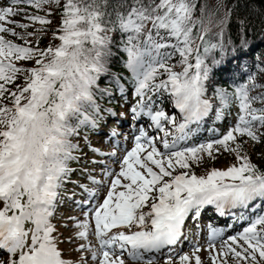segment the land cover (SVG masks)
Segmentation results:
<instances>
[{
    "label": "snow or ice",
    "instance_id": "snow-or-ice-1",
    "mask_svg": "<svg viewBox=\"0 0 264 264\" xmlns=\"http://www.w3.org/2000/svg\"><path fill=\"white\" fill-rule=\"evenodd\" d=\"M238 2L0 0V264H264V165L248 148L264 144V60L238 56L217 75L247 46L251 22L233 16ZM233 21L239 47L225 40ZM101 74L138 126L122 157L90 139L117 115L103 103L113 88L98 84ZM206 118L226 127L200 138ZM206 206L214 218L204 223ZM188 226L198 239L176 253ZM63 241L78 257L64 256Z\"/></svg>",
    "mask_w": 264,
    "mask_h": 264
},
{
    "label": "trees",
    "instance_id": "trees-1",
    "mask_svg": "<svg viewBox=\"0 0 264 264\" xmlns=\"http://www.w3.org/2000/svg\"><path fill=\"white\" fill-rule=\"evenodd\" d=\"M62 2L63 0H61V3ZM232 2L233 0H226V3L228 4ZM198 4H199V0H198ZM236 15L247 16L248 20L251 22L249 26L250 30L245 31L244 33V37L247 41V46L244 48H240L238 53H232L225 58V63L220 66V70L217 73V75L220 77H223L225 71L232 70L233 65H236L237 67L239 66V61L237 59L238 56H239V60H247L254 67L257 65L258 60H264V0H239L237 8L233 12V16ZM58 16L59 13H57V17ZM58 22H59L58 18L54 19L51 21L50 26H54ZM236 27L237 26L234 21L230 23L229 26L230 30L229 32L226 33L225 40L227 41L231 39L233 40L234 44L237 47H239L240 40L236 34ZM31 30L32 29L30 28L29 31ZM215 30H216L215 28L212 29V31ZM51 39H52L51 34L47 33L42 37L41 44L46 45ZM52 42L56 43L57 41H52ZM121 54L123 55V53ZM109 67L112 69V71H119L123 73L125 76L127 75V70L122 65L115 63V61L111 62ZM97 82L101 87L108 85L109 87L113 88L112 101L109 102V99L105 97L103 103L107 107L114 108L117 115L116 116L108 115L105 117V120L100 123L99 128L96 131L90 133L91 142L95 141L97 137H101V135L103 136L101 127H103L104 122L110 120L111 127L115 126L116 123L111 120V117H115L116 119H118L120 118L119 116L120 112L128 113L130 108V106L126 103L125 104L119 103L121 98V93L118 90H116L114 82L113 83L109 82L108 74H101V76L98 77ZM122 83L125 84V94H127V96L131 98V85L128 84L126 80H122ZM97 100L99 102L100 100L99 96L97 97ZM174 112L178 113L179 110L178 109L174 110ZM226 123L227 122H225L224 124L216 123L213 125L210 121V118H206V123L201 125V130L199 133H197V135L207 134V136H209L210 135L208 132L209 127H216L222 130L224 127H226ZM109 129L110 128L106 127L104 130L105 132H107V130ZM250 144H251V149L255 150L256 152L258 151L259 148H262V150L264 149V144H258L253 146L251 141ZM84 151L86 152L87 155L90 154V152H88L86 149ZM256 162L258 164L264 165V157L260 156V158ZM70 166L75 168L77 167V164L75 161H72L70 162ZM91 166H93V164L90 163H81L79 165V167L81 168H89ZM71 175L73 179H78L80 177L79 173L76 171H74ZM71 186L72 184H67L66 188L69 189V187ZM208 208L211 215L213 216L211 206H209Z\"/></svg>",
    "mask_w": 264,
    "mask_h": 264
},
{
    "label": "rangeland",
    "instance_id": "rangeland-1",
    "mask_svg": "<svg viewBox=\"0 0 264 264\" xmlns=\"http://www.w3.org/2000/svg\"><path fill=\"white\" fill-rule=\"evenodd\" d=\"M216 3H217V0H207V5H208V7L210 9H214ZM8 38L11 39V38H14V37H12L11 35H9ZM17 42H19V41H17ZM124 118H126L127 122H129L130 126H127L128 129H122V128L119 129V128H117L118 129L117 130L118 135H116V137L117 136L124 137V139H122V141H121L123 145L122 146H119V147H116L117 145L113 146V147H116L117 148V155L118 156H121V157L123 155V150L125 148H130L132 146V144L134 142V135H135L131 131L132 125H133L132 124L131 117L130 116H127V117L124 116ZM100 140H101L100 138L97 139L95 141V144H99L98 142ZM110 144L112 145L111 142L103 141L101 146L104 149V148H108ZM113 147H111V148H113ZM248 148L250 149V152H251V159H253L254 161H258V159L260 158V156L264 157V149L262 150V148H259L258 151L256 152L255 150L251 149L250 141L248 142ZM229 159L230 158H225V157L222 156L219 159L215 160L214 161V164H215V166H224L228 162ZM116 166L118 168L119 167V164L117 163ZM100 167H101V165H100ZM196 171H197V174H200L201 172L204 171V168L203 167L197 168ZM102 196H103V192L101 193V198H102ZM66 208H68V209H67V211H65V213L79 214L78 212H76V209H73L71 207L70 208L69 207H66ZM64 231L67 233L70 230L65 229ZM90 238L93 239V241H95V237H90ZM63 246H64L65 249H67L69 251L68 254H66V256L71 257V258L78 257L79 253H78V251L73 250L74 249V246L73 245H70L67 241H65ZM200 254H201L202 257H204V255H205L204 250H202ZM4 256L5 255L0 256V258L2 259ZM127 260L128 259H126V264H145V261H133V260H132V263H127ZM159 260H160L159 262L157 260L154 261L153 264H165V261L162 258L159 259ZM134 262H136V263H134ZM205 264H207V261L205 262Z\"/></svg>",
    "mask_w": 264,
    "mask_h": 264
}]
</instances>
